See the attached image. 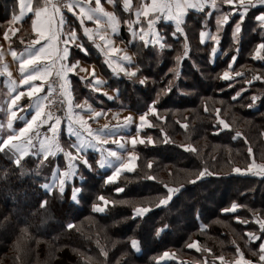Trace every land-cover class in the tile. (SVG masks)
Instances as JSON below:
<instances>
[{"label":"trees","instance_id":"obj_1","mask_svg":"<svg viewBox=\"0 0 264 264\" xmlns=\"http://www.w3.org/2000/svg\"><path fill=\"white\" fill-rule=\"evenodd\" d=\"M15 10L16 0H0V22H9ZM260 10L250 9L243 24L239 54L230 70H240L238 81L245 75L257 76L254 68L264 69V59L254 56L256 45L264 38L253 19ZM207 11H189L182 26L184 34L175 39L170 23L160 25L164 36L169 32L164 41L172 48H145L140 40L131 43L136 56L134 67L139 65L133 79L106 73L108 86L119 85L118 97L136 112L146 111L159 94L157 115L163 119L151 114L154 127L146 131L156 143L145 142L136 148L137 167L132 172L125 171L117 181L105 183L109 170L94 164L90 171L80 164L83 180L77 183L82 190L79 202L74 203L70 199L72 184L63 196L55 189L46 195L41 187L52 179L55 168L48 158L41 163V157L29 155L23 167L17 168L10 162L11 153L0 152V264H200L190 258L200 257L198 246L216 255L223 251L234 253L237 246L255 248L247 238L251 225L236 217L249 219L254 212L264 219V176L237 174L232 168H246L251 163L249 146L255 160L264 162V136L259 135L264 131V80L251 79L250 87L232 99L245 88V80L235 84L230 83L233 79L223 80L220 76L229 70V61L236 54L232 25L239 17L235 14L224 26L218 44L209 40L202 43L200 32L214 28L206 18ZM215 14L214 10L212 15ZM185 43L189 55L178 61L176 57H183ZM214 44L217 52L212 54ZM145 76L148 80L141 85L139 79ZM254 94L261 100L248 108ZM216 109H220L219 114ZM217 115H222L231 128L214 134ZM161 128L170 137L167 143L160 142L164 139ZM237 131L242 135L234 139ZM189 144L197 151L182 147ZM93 156L88 157L91 164ZM149 161L151 168L147 166ZM203 168L214 174L189 183ZM165 184L184 187L168 205H159L167 191ZM117 187L124 190L117 193ZM100 196L110 202L104 213L92 211V204H98ZM44 199L48 203L41 208L40 201ZM233 202L241 207L221 212ZM137 206L150 211L134 219L133 209ZM69 222L74 223L73 229L65 227ZM157 228L162 229L159 235ZM132 238L139 241V251L131 249ZM193 242L196 247L189 248ZM102 250L108 255H102ZM165 252L171 256L165 258Z\"/></svg>","mask_w":264,"mask_h":264},{"label":"snow or ice","instance_id":"obj_2","mask_svg":"<svg viewBox=\"0 0 264 264\" xmlns=\"http://www.w3.org/2000/svg\"><path fill=\"white\" fill-rule=\"evenodd\" d=\"M108 3L116 6V0H107ZM132 0H123V9L125 11L130 10ZM223 5L231 6L229 10L222 11L221 4L217 0H151L149 4H142L140 7L135 9V16L137 22L139 18L144 16L147 18L149 13H152V18L147 19V29H144L141 26L139 29H134L131 26V23L125 21L129 24V32L133 37L139 38L143 42L145 48L150 47L151 45H159L160 48L168 47L172 48L171 44H167L164 41V37L155 30L156 21L160 20L163 16L165 21L172 20L175 23V31L171 33V36L175 39L177 35H183L184 29L182 25L184 24V16L189 9H194L199 12H204L205 9H209V15H211V10H215L216 13V31L220 32L223 25L227 24L230 19H234V14L238 15V19H235V23L232 25V38L237 43L236 54L232 55L231 61H229V70H225L220 76L223 80H229L231 65L236 61L237 55L239 54V41L242 38V29L243 24L248 16L250 9H264V0H222ZM20 11L19 14H13L11 20L9 21V28L4 31V39L9 41L11 54L14 59L17 58V53L14 49H11V41L9 37V32L15 35L19 29L12 27L16 22L21 21L22 18L27 13H34V16L31 20V26L33 31L36 33L35 39L31 40L28 43V46L24 49V56L19 57V72L22 75V78L19 80L20 86H26V93L29 99V104L27 105L32 109V114L30 118H26V122L19 128L14 127V120L19 119L16 116V112L20 110L22 105L18 102L21 97L25 95L24 91L17 90V83L15 80L11 82V91L14 92V95H11L10 100L7 102V129L11 130L10 134L0 138V152L11 153L10 162L12 165L17 168L23 167V161L30 154L33 156H39L42 154L41 163L44 159H47L50 155L56 156L58 152L63 153L66 161L68 162L67 167L63 170L56 166L52 173V179L48 182H45L41 187L45 190L46 195H51L53 189L60 195L66 191L67 183L72 181L77 175V164L75 161H80L83 165L92 170L91 164L84 154L85 149L91 148L99 151L100 159L97 161L99 167L103 168L105 166L113 168L114 170L111 174L105 177V183L113 182L116 180L118 175L122 170H127L132 172L136 167L135 161L137 160V155L132 151H128L126 145L121 142L120 138L113 139L116 133L110 128L109 125L105 124L102 129H92L88 123V120L85 116L81 115L80 112H74L73 108H83L87 106V111L93 114V117H99L103 110L96 112L91 104H88L87 101L81 104H73L72 98V86L69 77V73H73L74 70L79 65L80 61L75 59L72 53V49L76 48L79 51L87 54L88 50L80 41V36L78 35L77 28L82 29L83 35L88 38V40L95 41V38L98 37L100 41H104L105 47H101L100 44H96V47L103 53L106 57V64L113 71V73L119 75L123 73L129 79H133L137 76L139 72V65L136 67H131L132 59L127 54L120 57L122 61H127L129 67H125L123 63L113 61L111 55L119 51L117 47L112 46L111 36L107 32H101L102 22H106V27L111 30V33H117L119 28L120 20L117 17L114 11H107L104 6L101 4V0H95L94 6L92 0H44L43 4H37L33 7V0H19ZM67 13L71 14V17L74 19H66L65 10ZM78 9V11H77ZM254 21L257 23L260 32L264 33V11H258V14L253 15ZM85 21H92L96 28H90L85 25ZM78 22V24H77ZM256 28H253L252 31H256ZM149 35L151 39H149ZM211 40L215 41L216 44L219 43L220 37L207 33ZM206 37L205 31L200 32V40L203 43ZM25 41L21 38V43ZM57 45H62L58 47ZM257 49V58L264 59L258 55L260 49H264V38L261 39V42L256 45ZM212 54L217 52V47L214 46L211 49ZM55 53V56H53ZM188 45H184L183 57L177 56L176 59L179 61L183 58L188 57ZM3 53L0 52V60H2ZM47 61L48 63H43ZM60 62L57 66V62ZM115 64V67H113ZM55 71V76L58 78V84L56 81H49L47 84V91L40 95L44 89V84H35L37 80L47 81L48 77L52 75ZM170 72H173V69H169ZM3 72L11 77V72L8 71L7 65H4ZM94 73V69H93ZM179 75V73H175ZM235 75L239 76L241 73L236 72ZM81 79H84L81 77ZM253 80H264V75L253 76ZM148 77H141L139 83L141 85L146 84ZM96 84L101 83L99 79L95 81ZM171 83V82H169ZM247 84H251L252 81H246ZM231 86V85H229ZM57 90L59 96L63 97L59 101L60 106H64V117L67 119V132L70 136L75 137V143L71 144L70 147L75 148V154L71 151H66L61 147L58 136L61 120L64 117L56 115L51 109L45 111V101L49 105H53V102L57 99ZM96 90H99L98 88ZM171 89L169 88L168 91ZM245 89L237 91L232 97L235 100L237 97L241 96V93ZM107 95V94H105ZM34 97V99H32ZM109 99L113 97L109 96ZM251 102L247 105L248 108H254L258 101L261 100V97L258 95H252L250 98ZM159 101V94L157 97L152 99L151 102L147 105V110L138 116L139 123L136 124V135L128 136L127 140L130 141L131 145L135 147L138 143L145 144L147 141L148 144L154 145L156 141L152 139L151 136L140 137L141 129L145 127H153L146 117L149 113L157 116V119H163V117L158 116V107L156 106ZM55 106V105H53ZM205 111L208 109L205 107ZM217 114H219L220 109H216ZM218 125H213L214 134H219L223 129H230L231 125L227 123L224 119H221L219 115L216 116ZM135 122L131 114L123 118L122 125L113 126L119 128L121 126L127 127ZM48 124L47 133L43 136L40 135L39 129ZM184 128H187V124L181 125ZM3 125H0L2 128ZM162 136L164 137L161 140V143H167L170 140L167 133L164 132V129H160ZM86 134V135H85ZM242 134L237 131L234 139L240 137ZM259 135L264 136V131L260 132ZM34 140L36 141L34 143ZM112 141V143L117 144L119 149L124 150L127 154V161L117 150L112 148H105L104 145ZM244 141L248 144L247 137H244ZM38 144V147H37ZM185 150H190L196 152L197 150L192 147V145H182ZM248 155L251 159V163L248 164L246 168L233 167L232 171L237 174H246L252 173L253 175L264 176V163H256L254 158L253 149L251 146L248 147ZM113 158L118 163L113 165ZM149 168L152 167V162L149 161ZM23 175V173H21ZM214 173L210 172L207 168L201 169L198 174H196L188 182L195 184L197 181L202 180L207 175H213ZM58 177V179H57ZM147 179H155V177L148 176ZM83 179V177H81ZM184 187L183 184L178 187H170L165 184L164 188L167 190L166 194L159 199V205H168L172 198L181 191ZM81 188L73 187L71 192L70 199L74 203H78V193L81 192ZM124 189L121 187L115 188L117 193L122 192ZM99 200L104 201V205H108L110 202L106 200L103 196L98 197ZM47 199L40 201V207L44 208L47 205ZM114 203V202H112ZM121 203H125L121 201ZM157 205V206H159ZM105 206H101L97 203L92 204V211L97 213H104ZM241 205H238L236 202H233L230 207L221 209V212L227 213L230 211H235ZM150 208L137 206L133 209V218L144 217ZM241 223L247 224V220H241L240 217H236ZM256 223L259 225L260 234L257 235L254 232H248L247 238L249 241L259 240V251L255 254L259 256L258 264H264V219L257 217ZM67 229H73L74 223L69 222L66 226ZM167 225H165V228ZM23 231V230H22ZM162 229H156V235H159ZM235 243V241H233ZM131 249L139 251V241L135 238H132L130 241ZM189 248H195L196 243L188 244ZM19 249V245H17ZM199 250V249H198ZM236 253L239 258L235 260V264H253L251 260L244 258V253L240 250L239 246L236 247ZM102 255L107 256L108 253L102 250ZM164 256H168L169 253L165 252ZM19 259V257H17ZM221 262L224 261V256L217 257Z\"/></svg>","mask_w":264,"mask_h":264},{"label":"crops","instance_id":"obj_3","mask_svg":"<svg viewBox=\"0 0 264 264\" xmlns=\"http://www.w3.org/2000/svg\"><path fill=\"white\" fill-rule=\"evenodd\" d=\"M16 1H17V10L10 13L11 18L13 16V14L18 15L19 11H20L19 0H16ZM43 2H44V0H33V7H35L38 3L43 4ZM94 2H95V0H92L93 6H94ZM150 2H151V0H132L130 10L125 11L123 9V0H116V6L115 7L113 6V4L108 3L107 0H101V4L104 6V8L107 11H114L120 20L118 31H117V33H114V34L111 33V30L106 27V22H102V25H101V32L102 33L107 32L111 36L112 46L117 47L119 49V51L117 53L111 55V59L113 61L123 63L125 65V67H129V64L127 61H122L120 59V57L127 54L128 56L131 57L132 62H133L131 67L134 68V65L136 62V56L134 55L133 49L130 45H131V43H133L135 41H139V38H138V36L133 37L131 35V33L129 32V24L125 23V21H128L129 23H131V26L134 29H139L141 26H143L144 29H147V27H148L147 19H151L153 14L149 13V16L147 18H145L144 16H141L139 18V22H137V18L135 16V9L137 7H140L142 4H149ZM217 2H218V0H217ZM191 10H194V9H189L187 11V13ZM205 10H208L207 13H209V11H210L207 8ZM77 11H78V9H77ZM194 11H197V10H194ZM213 11L214 10H211V13ZM260 11H264V9H261ZM187 13L184 16V21H185ZM33 16H34V13H27L26 12V15L22 18L21 21H18L14 25H12V27L18 28L19 31L15 35H13L11 32H9V37H10V41H11V49H14L17 53L16 59L13 58L11 51L9 50V48H10L9 41H6L4 39V35H3L4 31L9 28V22L7 23L8 25L6 27H4L3 29L0 27V52L3 53L2 60H0V118L4 119V120H0V125H3V127L0 128V134H2V137L6 136L7 134H10V132H11V130L7 129L6 122H7V102L10 100L11 95L15 94L14 92L11 91L12 80L16 81L18 91H24L25 92V95L23 97H21L20 101L18 102L23 107H21L20 110L16 112V116L19 119L14 120V127L15 128L21 127L23 125V123L26 122V118H30V115L32 114V109L27 106L29 104L30 98L27 96L26 86H20L19 85V80L22 78V75L19 72V57L24 56V58H26V55L24 54V49L28 46V43L31 40L35 39V37H36V33L33 31L32 26H31V20H32ZM65 16H66V19H74L73 17H71V14L67 13V11L65 12ZM163 23H170L175 29L174 21H172V20L165 21L163 16H161L160 20L156 21V23H155V30L158 31L159 33H160V30H159L160 25ZM77 24H78V22H77ZM85 25L90 27V28H93V29L96 28V25L92 21H85ZM123 26H124V28H123ZM208 30L209 29L203 30L206 33V37H205L204 41H208L207 33H210L209 31H211V30H209V31ZM77 31H78V35L80 36V41H78V42H82L84 44V46L87 48L88 52H87V54H85V53L79 51V49H76V48L72 49L73 56L75 57V59L80 61L79 65L74 70V72L68 74L70 77L71 86H72L73 104L74 105H76V104L83 105L84 102L87 101V103L91 104L92 108L96 112H100L101 109L96 107L94 105V103L98 102L100 104H103L105 101L108 100L109 96H111V97L113 96L112 89L108 87L109 78L106 76V73L110 72V73H112V75H115V76H121V74H123V73H119V75L113 73V71L106 64V62H105L106 57L96 47V44H100L101 47H105L104 41H100L98 39V37L95 38V41L88 40V38L83 35L82 29H79V27H78ZM122 35L126 36V40H124V38H123L124 36H122ZM21 38L25 41L24 43H21ZM148 38L151 39V36L149 35ZM14 41H15V45H12V42H14ZM57 46L60 47L62 45H57ZM151 46L157 47L159 45H151ZM53 56H55V53H53ZM43 63H48V62L45 61ZM59 63L60 62L58 61L57 66L59 65ZM4 65H7L8 71L11 72V77H9L6 73L3 72ZM113 67H115V64H113ZM103 68L105 69L106 72H103ZM93 69H94V73H93ZM50 77L51 76L48 77L47 81L37 80L34 82L35 84H44V89L42 90L40 95H43L45 93ZM81 77H83L84 79H81ZM97 79H99V81H101V83L96 84L95 81ZM74 84L77 85V87H78V93H79V95H81L79 97H78V95L76 96L74 94V92H75ZM97 88L99 90H96ZM105 94H107V95H105ZM32 99H34V97ZM105 106H107V105H105ZM109 110H111V109H109ZM114 110H117L118 111V112L116 111L117 113L122 112L118 108H116ZM73 111L74 112H80L81 115L85 116V118L88 120L90 127L94 130L95 129H102L105 124L109 125L110 128H112V130L116 133V135L113 137V139L119 136L121 139V142L126 145V148H128L130 146V145H127L126 144L127 141H125V138H127L126 136L129 133V129H128L129 126H127V127L121 126L119 128L113 127L116 125H122L123 120L118 121L119 123H117L115 120H111L109 122L108 121L106 122L105 115L108 114L107 112H105V114L102 113L99 117H93V114L91 112L87 111L86 105L83 108H75L74 107ZM124 111H127V110H124ZM121 117H123V116H121ZM58 139H59V142H60V145L62 148H64L66 151H71L73 154H75V148L70 147L71 144L75 143V137L70 136L67 132V119H66V117H64V119L62 120V122L60 124ZM113 144L114 143H112V141L109 140V142L107 144H105L104 147L113 149ZM37 147H38V144H37ZM114 150H117L121 155H123V153H124V150L119 149V146L117 144H115ZM87 152L92 153L94 155L99 153V151H97L95 149H91V148L85 149L84 154H86ZM39 155L42 156V154H39ZM56 157L60 161L62 158L65 159L63 153H60V152H58L56 154ZM79 162L80 161H75L76 164ZM113 165H115L114 162H113ZM65 168H63V169H65ZM103 168H109V167L105 166ZM252 242L255 243L254 247H256V250L259 251V243L261 241L254 240ZM238 258H239V256H238ZM245 259L251 260L253 262V264H258V262H259V256L258 257H251V256L246 255ZM218 261H219V263H222V264H235V262L229 263V262H226L225 260L224 261L226 263L221 262L220 260H218Z\"/></svg>","mask_w":264,"mask_h":264},{"label":"rangeland","instance_id":"obj_4","mask_svg":"<svg viewBox=\"0 0 264 264\" xmlns=\"http://www.w3.org/2000/svg\"><path fill=\"white\" fill-rule=\"evenodd\" d=\"M218 3H220L221 4V10L222 11H227V10H229L230 9V7L231 6H229V5H223L222 4V0H218ZM216 15L217 14H215V15H209L208 13H207V19H210L211 20V25H213V27L214 28H212L211 27V25L209 26V27H211V31H209L210 33H212V34H215V35H217V36H220V34L222 33V31H224V26L226 25H223V27H222V29H221V31L220 32H217L216 31V28H217V25H216ZM235 15V14H234ZM231 20V19H230ZM229 20V21H230ZM228 21V22H229ZM8 22H6V23H4V22H0V27L3 29L4 27H6L8 24H7ZM160 30V34L164 37V39H166V37H169V32H165V36L162 34V30H161V28L159 29ZM208 40H209V42L211 43V42H214L213 40H211L210 39V37L208 36V38H207ZM187 42V41H186ZM216 43V42H215ZM258 45V44H257ZM154 48L155 49H160V47L159 46H154ZM134 52V51H133ZM255 53H254V56L255 57H257V49H255V51H254ZM134 55H135V52H134ZM258 55L259 56H264V49H260L259 50V53H258ZM180 65V64H179ZM247 66H251L250 64H248ZM251 67H253V66H251ZM255 69V74L254 75H264V69H257V68H254ZM224 71V70H223ZM103 72H106L105 71V69L103 68ZM237 72H239L240 73V70L239 71H237ZM241 75H242V73H241ZM240 75V76H241ZM121 76H124V74H121ZM230 76H231V78L230 79H233V81L232 82H230V83H235V84H237L239 81H242V79H244L245 80V88L243 87V88H241V89H246L247 87H250L249 86V84H247L246 83V81H249V80H251L252 79V77H253V75L251 76H249V75H245L244 77L245 78H242V79H239V81L238 80H236V75H235V73L234 72H230ZM116 77H120V76H116ZM125 77H127V76H125ZM234 77H235V79H234ZM112 85H109L108 87L109 88H111L112 89V91H113V98L112 99H109L108 98V100L107 101H105L103 104H100V103H94V105L96 106V107H98V108H100L101 110H103V113L105 114V112H107L108 114H106L105 115V118H106V122L108 121H111V120H115L117 123H119L118 121H120V120H123V118L124 117H127V116H129L130 114H131V116L134 118V120H135V122L133 123V124H131V125H128L129 126V133L127 134V136L126 137H128V136H135L136 135V124H138L139 123V120H138V116L140 115V114H142L143 112H145V111H141V112H136V111H134V110H132V109H130V108H128V106H127V104H125L124 102H123V99L122 98H120V97H118V93H119V91L121 90L120 89V87H119V85L118 86H113V83H111ZM74 86H75V92H74V94L77 96L78 95V97L79 96H81V95H79V93H78V87H77V85H75L74 84ZM240 89V90H241ZM239 90V91H240ZM91 99V98H90ZM105 105H107V106H105ZM116 108H118V109H120L122 112L121 113H117L118 111L117 110H114V109H116ZM109 109H111V110H109ZM124 110H127V111H124ZM117 111V112H116ZM217 113V112H216ZM220 113V112H219ZM121 116H123V117H121ZM220 116V118L221 119H224V117L222 116V115H219ZM146 119H148L149 121H150V123L152 124V125H154V122L152 121V115H151V113H149L148 114V116L146 117ZM0 120H4L3 118H0ZM61 122H62V120H61ZM93 122V121H92ZM154 127V126H153ZM152 127H145V128H143V129H141V131H140V137H144V136H149V133L148 132H146L147 130H149V129H151ZM51 135V134H50ZM0 138H2V134H0ZM116 138H120L119 136L118 137H116ZM116 138H114V139H116ZM125 141H127L126 142V144L127 145H130L128 148H127V150L128 151H132L135 155H137V157H138V152H137V150H136V148L139 146V145H141V144H137L135 147H133L132 145H131V143H130V141H128L127 140V138H125ZM34 142H36L35 140H34ZM145 142H147V141H145ZM114 147H115V144H113V149H114ZM90 154H92V153H89V152H87L86 153V158L88 159V157L90 156ZM123 156H124V158H125V162L127 161V154H126V152L124 151V153H123ZM39 157H41L42 158V156L41 155H39ZM59 157V156H58ZM95 159H92L94 162H93V164H91V161H89V163L91 164V167H92V170H94V164L96 165V166H98V168L99 169H103V170H109L110 171V173L109 174H111V172L114 170V167L113 168H101V167H99V165L97 164V161L100 159V154L99 153H97L96 155H94L93 156ZM138 159V158H137ZM48 160L49 161H51V162H53L54 163V165H55V167L56 166H59V168L61 169V170H63V168H65V167H67V164H68V162L64 159V158H62L61 159V161L60 160H58V158L56 157V156H49L48 157ZM256 161V160H255ZM113 162H114V164L116 165L118 162L117 161H115L114 159H113ZM256 163H264V162H257L256 161ZM80 164L82 165V166H84L83 165V163L82 162H79V163H77V175L74 177V179L72 180V181H69L68 183H67V186L68 185H70V184H72V188L73 187H77V188H80V186H79V184L77 183V182H79V181H81V180H83V179H81V173L79 172V169H80ZM135 164H136V167H137V160L135 161ZM85 167V166H84ZM136 167L134 168V169H136ZM82 170V169H81ZM125 171H127V170H122L121 171V173L118 175V177L116 178V180L115 181H117L118 179H119V177H120V175L122 174V173H124ZM57 179H58V177H57ZM115 181H113V182H115ZM104 197V196H103ZM105 198V197H104ZM106 200H108L107 198H105ZM98 204H101V206H105L104 205V201L103 200H100L99 201V203ZM106 207V206H105ZM253 213V217H249V219L247 218V216H245L244 218H242V220H247L248 221V225H251V226H248L249 227V229H247V230H249V232H254V233H256L257 235H259L260 234V232H259V225L256 223V219H257V217H259L260 219H263L262 217H261V215H259V214H255L254 212H252ZM224 241H226V240H224ZM227 242V241H226ZM198 249L202 252L201 254H200V257L199 256H194V257H192V256H190V258H192L195 262H198V263H200V264H203V263H205V264H222V263H219V259H217V257H219V256H224V260L226 261V262H229V263H234L235 262V260H237L238 259V255H237V253H236V251L234 252V253H230L229 251H223V253H221V254H219V255H216V254H214L212 251H210V250H205L204 248L202 249L200 246H198ZM240 250L244 253V258H246V255H248V256H251V257H258V255H256L255 253L256 252H258V250H256V247L255 248H250V247H248L247 245H245V247L244 248H242V247H240ZM171 256V254H169L168 256H165V258H168V257H170ZM225 261H223V262H225ZM225 262V263H226Z\"/></svg>","mask_w":264,"mask_h":264},{"label":"built area","instance_id":"obj_5","mask_svg":"<svg viewBox=\"0 0 264 264\" xmlns=\"http://www.w3.org/2000/svg\"><path fill=\"white\" fill-rule=\"evenodd\" d=\"M54 2H55V0H54ZM64 11L66 12V9ZM49 81H56L57 84H58V78L55 76V71H53ZM46 91H47V89H46ZM62 99H63V97L59 96V93H58V90H57V99L53 102V105H55V106L49 105L47 103V101H45V111H48V110L51 109L56 115L64 117V106H60L59 105V101L62 100ZM48 127H49V125L45 124L39 129L41 136H43L45 133H47ZM47 134L50 135L51 133H47Z\"/></svg>","mask_w":264,"mask_h":264}]
</instances>
